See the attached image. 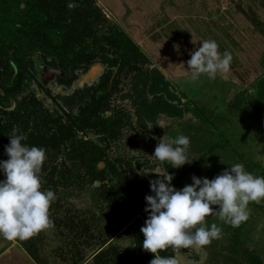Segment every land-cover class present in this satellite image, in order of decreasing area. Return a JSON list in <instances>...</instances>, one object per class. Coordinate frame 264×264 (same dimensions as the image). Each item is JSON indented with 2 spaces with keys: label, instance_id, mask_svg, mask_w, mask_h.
<instances>
[{
  "label": "rangeland",
  "instance_id": "374dc122",
  "mask_svg": "<svg viewBox=\"0 0 264 264\" xmlns=\"http://www.w3.org/2000/svg\"><path fill=\"white\" fill-rule=\"evenodd\" d=\"M46 1L68 9L66 38L82 41L71 53L68 70L45 63L40 51L32 57L38 73L26 95L40 102L39 106L44 109L41 114L51 117V123L56 127L59 122L67 124L71 131L68 134L63 131L66 127L59 126L58 129L43 128L41 133L36 131V134H33L32 128L29 129L30 125L17 129L18 133L27 136L26 144L46 150V158L39 173L42 190L51 189L56 197L49 209L50 226L23 240L42 264H150L155 254L143 249L144 236L140 229L148 216L145 212V197L154 193L151 189L144 191V179L151 181L160 178L159 173L168 171L166 161L162 162L152 156L155 147L165 134L169 137L183 134L190 138L187 151L189 163L180 168L172 167L170 172L174 173V178L183 172V176L172 183L177 189L191 184L193 175L215 178L229 167L231 159L238 152L233 136L238 134L239 128L235 133L230 131V107H225L223 103H220V108L214 106L220 105L216 101L220 97L218 95H229L236 88L231 89L233 87L230 88L229 83L219 74L215 79H209L203 74L196 81L191 80L190 75L183 78L168 77L177 90L181 89L178 93L185 95L196 108L185 114L187 119L161 115L157 121L159 132L151 124L144 130L136 122L135 106L130 96L136 99L134 86L142 79L139 76L147 66L141 67L137 60L116 64L109 81L101 82L108 68L103 62L102 53L110 45L107 41L106 44L103 41L99 43L97 39H94L93 47L87 45L83 41L86 33L82 29L87 31V36L96 33L112 35L114 30L111 25L116 22L122 29L134 34L138 28L146 26L144 36L135 37L134 40L146 50V54L149 52L147 55L154 63L153 66L163 72L160 66L167 62L180 65L185 58V54L182 58L176 45L181 44L179 33L183 32V28H188L187 12L180 11L173 4H158L153 22H132L127 18L126 23L122 20L123 11L118 9L116 12L117 7L106 4L105 0H94L96 4L91 0H79L78 3L77 0ZM222 3L226 2H221L220 7L207 13L212 17L215 15V22L220 23L217 29L223 35H232L237 30L231 29L229 32L226 21L228 17L230 19V12ZM96 5L105 13V22H96ZM87 6L93 7V11L81 15L80 10L83 11ZM177 25L182 28L181 31H177ZM182 39L187 45L183 50L188 53L189 42L194 43L195 39ZM187 56L189 60L191 57ZM59 78L64 79V82ZM97 84H100L97 89H90ZM84 88L87 90L83 93L79 91ZM71 94L84 96L85 104L89 106L86 112L89 114L95 111L98 114V125H73L71 113L80 115V107L84 104L66 102L61 97ZM249 97L250 100L254 99L252 95ZM15 106L16 101H13L11 108ZM103 115L122 118L123 126L116 127L117 130L112 132L104 131ZM7 144L9 141H0V160L8 158L5 154ZM90 150L98 151L103 156L93 155ZM83 154L88 155L84 157ZM144 169L147 174H138ZM2 179L4 176L0 173ZM130 215L133 220L127 224ZM205 223L208 227L212 223L221 227L219 239L212 240L204 247L192 246L176 251L168 247L158 254L162 257L175 256L177 264H253L249 254H258L264 248V238L260 237L255 242L251 232L229 228L230 225L219 221L214 214L206 217Z\"/></svg>",
  "mask_w": 264,
  "mask_h": 264
},
{
  "label": "clouds",
  "instance_id": "9594fccd",
  "mask_svg": "<svg viewBox=\"0 0 264 264\" xmlns=\"http://www.w3.org/2000/svg\"><path fill=\"white\" fill-rule=\"evenodd\" d=\"M187 65L190 78L196 81L206 74L215 79L229 72L232 54L218 51L215 40H203L190 52ZM5 145L7 159L0 160V235L7 240L27 239L50 226L49 209L55 200L51 189L42 190L39 175L46 158L43 147L24 143L27 136L12 130ZM190 138L165 134L155 147L154 156L174 168L189 163L187 151ZM159 173V172H155ZM138 174L145 175V169ZM150 181L154 195H146L148 213L140 232L142 247L154 258L150 264H177L175 256L158 253L168 247L173 251L192 246L204 247L222 233L217 223L206 226V217L215 215L219 221L238 227L248 219V205L264 198V176L247 171L242 163L229 165L213 179L192 176V183L177 189L172 185L174 173L168 171ZM213 206H218L214 208Z\"/></svg>",
  "mask_w": 264,
  "mask_h": 264
},
{
  "label": "trees",
  "instance_id": "16d2710c",
  "mask_svg": "<svg viewBox=\"0 0 264 264\" xmlns=\"http://www.w3.org/2000/svg\"><path fill=\"white\" fill-rule=\"evenodd\" d=\"M91 1L96 4L94 0ZM76 2L78 3L79 0ZM96 6L95 16L98 20L96 22H105V13H102L98 5ZM92 11L93 7L87 6L83 8V11L80 10V14H90ZM68 18V9L60 8L54 2L47 3L46 0H0V141L10 142L8 135L12 133L13 129L17 131L19 127L27 128L29 125L33 134H36V131L41 133L43 128H57L58 126L60 128L66 127L63 131L68 132V134L71 131L70 126L61 122L57 123L58 126L56 127L51 123V117L41 114L44 109L39 106L40 102L33 96L26 95V92L32 88L31 83L38 73L32 61L35 52L40 51L42 59L48 65L68 70L72 58L71 53L82 41H71V37L66 38L67 25L65 22ZM113 23L111 25V29L114 30L112 35L110 33L103 35L96 33L87 36V31L82 29L83 33H86L83 41L92 47L95 45L96 39L99 43L103 41L106 44L107 41L110 45L109 49L102 53L103 62L108 65V68L102 75L101 82L109 81L116 64L130 63L134 60L136 62L137 60L141 67L147 66L139 76H142V79H139L134 86L137 93L136 99L134 96H130L135 106L137 124L144 130H147L151 124L153 129L159 132L157 121L161 115L182 118L186 113L195 109L196 107L192 106L191 101L182 102L181 94L178 93L172 81L156 66H153L154 63L143 48L121 26L116 22ZM59 79L64 82V79ZM99 85H92L89 88L95 90ZM261 88L262 86L259 85L258 96L264 98V92ZM86 90L87 88H84L79 91L83 93ZM75 94L61 96L66 102L84 104L80 107V115L71 113L74 120L73 125L79 127L98 125V114L94 113L95 111L88 114L86 109L89 106H86L88 104H85L84 96ZM13 101H16V106L11 108ZM103 122L104 131L112 132L123 126L124 121L114 115H103ZM17 134L20 133L17 132ZM91 153L100 157L103 156L95 150ZM87 155L83 154L82 156L86 157ZM165 165L169 173L172 172V166L168 162ZM181 176H183V172L178 174L172 183ZM140 178L143 179V177ZM144 182L146 184L144 191L146 192L151 189L150 181L144 179ZM132 218L130 215V219L126 221L127 224L132 222ZM19 240L38 261L28 244L23 239ZM249 259L253 264H264L257 254H249Z\"/></svg>",
  "mask_w": 264,
  "mask_h": 264
},
{
  "label": "crops",
  "instance_id": "0c3cea01",
  "mask_svg": "<svg viewBox=\"0 0 264 264\" xmlns=\"http://www.w3.org/2000/svg\"><path fill=\"white\" fill-rule=\"evenodd\" d=\"M105 1L110 6L115 5L114 7H117L116 12L118 9L123 11L124 16L121 15L124 22L127 21V18L132 22H153L155 7L158 4H173L180 11L187 12L188 22L186 25L188 28L186 30L183 28V32L179 33V35L181 34V44L176 45L179 47L182 58L184 54L185 58L180 65H170L167 62L165 65L168 66H160L167 78H183L190 75L187 55H190L189 52L200 46L203 40H215L218 44V51L221 53L225 50L231 52L233 59L230 70L222 76L229 83L230 88L233 87L231 89L236 88V90H231L230 94L226 96L220 94L216 100L217 103H223L227 108L230 107V131L235 133L237 127L239 128L238 134L233 136V138L235 137L234 145H236L238 152L234 159H231L229 165L242 163L247 171L257 176H264V98L258 96L259 85L262 86L264 92V0H159L158 3L156 0ZM221 2H226L222 4H225L228 12H230V19L228 17V21H226L229 32L231 29L237 30L232 35L231 33H228L227 36L223 35L222 31L217 29V25L220 23L215 22V15L213 14L212 17L210 13H207V11H214L217 6L220 7ZM103 4L106 6L104 2ZM191 13L192 15H190ZM179 25L182 26L181 22ZM179 25L176 26L177 31L182 29ZM145 27L138 28L134 34L125 31L134 39L144 36ZM182 37L186 38V41L193 37L195 39L194 43L193 41L189 42L190 51L188 53L183 50L187 45ZM144 51L146 52V50ZM178 90L180 92L181 89ZM249 95L254 96V99L250 100ZM181 100L183 103L190 101L185 95L181 96ZM192 106L196 107L194 103ZM214 107L220 108L221 104ZM191 112L193 110L189 113ZM184 118L187 119V117ZM250 135L252 138H249ZM235 229L243 230L245 233L251 232L255 242L260 237L264 238V198L259 202L249 203L248 219ZM0 240L2 242L0 245V264H40L23 246L19 238L7 240L2 237ZM262 248L257 255L264 262V248Z\"/></svg>",
  "mask_w": 264,
  "mask_h": 264
},
{
  "label": "water",
  "instance_id": "95a60500",
  "mask_svg": "<svg viewBox=\"0 0 264 264\" xmlns=\"http://www.w3.org/2000/svg\"><path fill=\"white\" fill-rule=\"evenodd\" d=\"M165 75V74H164ZM166 76V75H165ZM167 77V76H166Z\"/></svg>",
  "mask_w": 264,
  "mask_h": 264
}]
</instances>
